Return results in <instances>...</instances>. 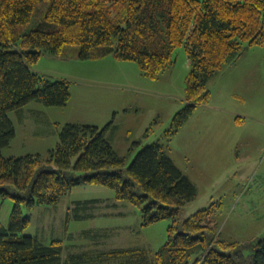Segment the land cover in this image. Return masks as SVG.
<instances>
[{
  "label": "trees",
  "instance_id": "16d2710c",
  "mask_svg": "<svg viewBox=\"0 0 264 264\" xmlns=\"http://www.w3.org/2000/svg\"><path fill=\"white\" fill-rule=\"evenodd\" d=\"M44 3L40 23L24 33ZM263 43L264 0H0V200L14 201L7 227L0 223V264H242L240 247L215 240L212 228L203 224L211 219L212 205L180 220L181 207L195 198L196 187L158 142L143 147L126 166L106 138L111 122L103 128L65 124L45 159L4 157L2 150L15 136L9 112H21L32 101L49 107L69 101L67 81L50 82L30 70L42 55L60 57L65 47L77 46L79 60L111 55L157 79L173 64L172 52L183 47L191 70L185 106L166 134L169 141L198 105L209 102L208 81L247 48ZM80 185L112 190L117 201L139 208L143 226L171 220L164 244L155 252L115 249L70 254L63 261L61 241L43 244L21 236L30 223L23 207L56 205ZM95 203L74 202L66 223L92 217L88 211ZM252 251L250 264H264V236Z\"/></svg>",
  "mask_w": 264,
  "mask_h": 264
},
{
  "label": "rangeland",
  "instance_id": "374dc122",
  "mask_svg": "<svg viewBox=\"0 0 264 264\" xmlns=\"http://www.w3.org/2000/svg\"><path fill=\"white\" fill-rule=\"evenodd\" d=\"M45 8L44 3L36 9L24 33L40 23ZM172 60L157 79H150L134 62L111 55L79 60L77 46L65 47L60 57L42 55L30 70L50 82L67 81L69 101L64 107L32 101L21 112H9L15 136L2 155L45 159L65 124L103 128L111 122L106 138L126 166L139 150L158 142L196 187L195 198L181 207L180 220L212 205L211 219L203 224L212 228L215 240L240 247V262L250 264L252 247L264 236V43L247 48L235 64L208 81L209 102L198 105L168 141L172 119L185 106L191 70L183 47L172 52ZM78 201H96L88 211L92 217L66 223L67 208ZM13 206L10 198L0 200L4 227ZM23 214H30V223L21 236L43 244L61 241L63 261L70 254L115 249L155 252L171 224L165 219L143 226L138 207L117 201L112 190L100 185L76 186L56 205L23 207Z\"/></svg>",
  "mask_w": 264,
  "mask_h": 264
},
{
  "label": "crops",
  "instance_id": "0c3cea01",
  "mask_svg": "<svg viewBox=\"0 0 264 264\" xmlns=\"http://www.w3.org/2000/svg\"><path fill=\"white\" fill-rule=\"evenodd\" d=\"M236 122H238V121H236Z\"/></svg>",
  "mask_w": 264,
  "mask_h": 264
}]
</instances>
